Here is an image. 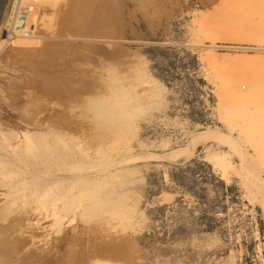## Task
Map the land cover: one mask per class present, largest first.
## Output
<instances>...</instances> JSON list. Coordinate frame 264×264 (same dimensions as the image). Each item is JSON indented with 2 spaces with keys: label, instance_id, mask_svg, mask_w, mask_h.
Instances as JSON below:
<instances>
[{
  "label": "rangeland",
  "instance_id": "374dc122",
  "mask_svg": "<svg viewBox=\"0 0 264 264\" xmlns=\"http://www.w3.org/2000/svg\"><path fill=\"white\" fill-rule=\"evenodd\" d=\"M21 4L1 264H264V0Z\"/></svg>",
  "mask_w": 264,
  "mask_h": 264
},
{
  "label": "bare ground",
  "instance_id": "6f19581e",
  "mask_svg": "<svg viewBox=\"0 0 264 264\" xmlns=\"http://www.w3.org/2000/svg\"><path fill=\"white\" fill-rule=\"evenodd\" d=\"M24 1H38L39 3H42V2H46L48 4V2H53V0H6L4 6H3V11H2V16H0V52L1 50L4 48V46L6 45V42L7 40H2L4 37V35H2V39H1V34H2V29H5L4 26H5V23L6 22H9V20L13 19V12H14V9L18 11L19 6H22L23 5L21 3H23ZM56 1V0H55ZM14 3V4H13ZM55 3V2H54ZM54 3H51V4H54ZM57 4V3H56ZM71 5V4H70ZM33 6V5H32ZM41 6V5H40ZM46 6V5H45ZM94 6V5H93ZM98 6V5H97ZM21 7V9H22ZM43 7V6H42ZM72 7L73 9L70 10V13H69V10H68V15H89V14H93V11H91V7L89 5V0H72ZM91 9V10H89ZM20 11H18L19 13ZM91 16V15H89ZM79 19V18H78ZM13 21V20H12ZM78 21V20H77ZM82 21V20H81ZM7 25V23H6ZM7 26H11V24L9 23ZM251 32V33H250ZM14 33V32H13ZM16 33V32H15ZM4 34V33H3ZM250 36L254 37V38H257V39H261V38H264V28L263 27H253V28H249L248 30V33ZM15 36H18L17 33L14 35ZM5 37H7L5 35ZM8 39V38H7ZM26 142V141H25ZM48 195V194H47ZM43 198V197H41ZM56 205L58 206V203L55 201ZM56 206V207H57ZM54 208V207H53ZM55 209V208H54ZM8 250V249H7ZM2 253V252H1ZM5 255V253H4ZM4 255L1 254V256L3 257ZM3 260V259H2ZM0 264H1V261H0Z\"/></svg>",
  "mask_w": 264,
  "mask_h": 264
},
{
  "label": "water",
  "instance_id": "95a60500",
  "mask_svg": "<svg viewBox=\"0 0 264 264\" xmlns=\"http://www.w3.org/2000/svg\"><path fill=\"white\" fill-rule=\"evenodd\" d=\"M5 2H6V0H0V16H1V12H2V9H3Z\"/></svg>",
  "mask_w": 264,
  "mask_h": 264
}]
</instances>
